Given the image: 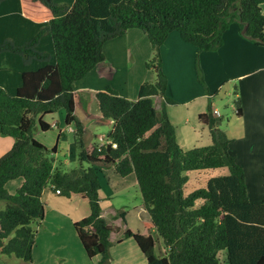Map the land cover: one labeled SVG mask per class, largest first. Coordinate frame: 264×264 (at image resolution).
Here are the masks:
<instances>
[{
	"label": "trees",
	"instance_id": "16d2710c",
	"mask_svg": "<svg viewBox=\"0 0 264 264\" xmlns=\"http://www.w3.org/2000/svg\"><path fill=\"white\" fill-rule=\"evenodd\" d=\"M262 4L264 0H0V11L18 9L9 19V25L18 26L0 33V50L14 60L17 74L13 90L0 85V134L13 138L0 157V200L5 202L0 254L31 263L34 227L45 216L42 193L50 187L88 203L89 214L75 221L74 229L87 256L98 257L95 264H111L113 227L101 215L100 190L102 167L113 166L121 177L134 174L149 214L142 222L146 233L129 228L123 233L135 241L147 264H264V175L262 198L251 200L244 169L229 152L232 140L217 125L210 101L199 122L208 128L211 142L190 149L179 145L164 109L157 111L153 104L156 95L172 102L165 96L168 78L161 57L171 32L178 31L199 54L221 48L234 21L245 28V37L264 45ZM130 28L141 29L150 42L152 56L145 65L155 79L139 86L135 100L111 86L96 92L101 118L113 124L106 141L88 149L73 84L105 60L106 41ZM7 37L14 39L5 41ZM235 105L240 114V96ZM59 109L64 124L73 126L79 149L81 165L70 171L55 166L63 132L52 147L35 137L52 128L48 118ZM223 167L227 175L209 177L205 187L184 193L186 172ZM17 178L21 184L9 193L8 183ZM117 213L125 221L126 212ZM150 230L162 239L164 255L155 253Z\"/></svg>",
	"mask_w": 264,
	"mask_h": 264
},
{
	"label": "crops",
	"instance_id": "0c3cea01",
	"mask_svg": "<svg viewBox=\"0 0 264 264\" xmlns=\"http://www.w3.org/2000/svg\"><path fill=\"white\" fill-rule=\"evenodd\" d=\"M3 5L5 6L4 2ZM261 9L264 14V4L261 5ZM16 10L18 9L8 8L0 11V33L2 29L18 26V24L9 25V19L18 14ZM15 19L18 20V17ZM241 32L235 22L230 23L223 34V46L217 51L199 54L197 47L183 41L179 32H171L161 46V57L162 68L168 78L165 96L172 102H165L164 97L156 95L153 97V104L157 111L164 109L175 127L179 145L183 149H190L209 145L211 142L208 128L199 122V114L206 111L208 101H210L217 125L222 127L232 140L229 144V152L244 169L249 198L259 200L263 195L261 182L264 175V45L253 43ZM13 39V37H7L4 40L13 41ZM103 50L105 60L73 84L75 112L83 122L85 131L88 130L89 125L95 123L105 121L110 129L113 124L108 119L101 118L95 96L97 91L111 86L121 96L135 100L139 86L145 81L155 79L153 72L145 65L152 56V49L146 34L141 29L130 28L122 36L106 41ZM6 54L0 50V85L13 90L17 84V74L13 69V63L11 64L14 60ZM197 54L205 77L211 74L213 68L220 65L223 55H228L229 64L233 67L241 64V70L230 75V78L239 81L237 95L240 96V114L235 109L233 116L227 120L226 127L220 120L222 115L214 106L216 95L209 91L207 93L195 80L193 63ZM61 118L62 124L58 130L63 132V136L58 143L59 153L66 150V144L63 142L66 132H73L72 125L64 124V113ZM50 123L51 129L58 126V122L54 120ZM45 132L47 131L39 130L35 133V137L42 143H44L41 140L42 134ZM98 138L101 142L93 143L101 144L106 141V135H98ZM7 141H9L7 142L8 148H11L13 138ZM102 171L105 174V168L102 167ZM122 181L124 182L120 183L127 187H123L125 192L122 198L119 197L120 194L118 195L119 203L115 205L114 212L116 213L119 209L126 212L125 221L123 220L125 224L124 228L120 229V225H115L112 220L113 225L109 223L113 227L109 237L112 243L110 261L111 264H147L135 241L132 238H124L123 233L126 228L131 229L126 223L129 210L138 213L140 223L136 230L131 229L133 232H147L142 222L149 220V214L143 207L134 174L122 177ZM20 184L18 183L16 187ZM131 184L133 191L128 190ZM42 199L45 202V216L39 226L40 230L36 232L31 263L35 264V249L39 246V249H43L45 256L42 258L43 261L40 260L42 262L40 264H95L98 257L89 258L87 256L74 229V222L89 214L88 203L81 196L71 198L60 196L50 187L44 189ZM101 206V215L106 219L103 211L109 207L114 208V205L102 202ZM47 213L52 220V228L44 224ZM149 233L156 239L155 230H150Z\"/></svg>",
	"mask_w": 264,
	"mask_h": 264
},
{
	"label": "rangeland",
	"instance_id": "374dc122",
	"mask_svg": "<svg viewBox=\"0 0 264 264\" xmlns=\"http://www.w3.org/2000/svg\"><path fill=\"white\" fill-rule=\"evenodd\" d=\"M149 70H151L155 76V72L152 69ZM193 70L195 71L194 77L196 82H198L199 85L205 91H209L210 93L216 95L214 99L215 101L214 106L217 107L216 110L218 111V113L222 115V118H220V120H222L223 126L226 127L227 120L230 119L235 113L234 112L236 109L235 101L238 97V95L236 94L238 93V89H239L238 79L235 78L232 79L230 78V75H232V73L235 71H240L241 64L238 65L237 67H233L232 64L231 65L229 64L228 55H223L220 65L213 68L211 70V74L205 77L197 54V56H195L194 59ZM201 77L203 78V81ZM210 87L212 88V90ZM62 115H63V110L59 109L53 114L52 118H48V121L54 120L58 122V126H54L53 129L42 134L43 136L41 140L45 144H47L48 147H52L56 143V139L59 134L58 128L62 124V118H61ZM108 120L110 123H112V120L110 119ZM109 129L110 126L107 123H105V121H103L102 123H95L94 125H89L88 130L85 131V136H84L86 148L90 149L92 147L93 142L95 141L101 142L100 138H98V135L101 134L106 135V132H108ZM93 134H95L96 136H94ZM10 138L11 137L9 136L0 134V157L10 149L7 146V142H9L7 140H10ZM63 142L64 144H66V150L57 153V155L55 156V166L59 167L64 171H70L74 168L80 167L81 163L79 160V149L77 148L75 143L74 133L70 131L66 132L65 139L63 140ZM82 166L87 168L89 166V163L83 162ZM186 174L188 176V180L183 186V191L184 193H189L194 189L205 187L206 181L208 180L209 177L218 176V175H227L228 170L226 167H223V168H217L215 170L213 169L193 170L186 172ZM12 181L14 182L8 183L9 185H7V189L9 193L13 194L15 192V189L17 188L16 185H18V183L19 184L21 183V178L14 179ZM120 182H124V181H122V177L115 172L114 167L113 166L105 167V174L103 175V178H101V183H102L101 203L103 202L104 204V202H107V205H114V208L109 207L105 209L103 211V215L106 217L109 223H111L112 220L115 223V225H120L119 228L123 229L125 222L122 220L121 217L118 216L117 213L120 211V209L117 210L116 213L114 212L116 210L115 205L119 203L117 199L118 195L120 194L119 197H121L124 194L123 192H125L123 187L124 186L127 187V185H124ZM261 185L263 190V179ZM128 187H129L128 189L129 191H133L132 184L129 185ZM4 206H5V202L3 200H0V210L3 209ZM42 221L40 222V224L42 223ZM51 221L52 220L48 214L45 217L44 224L47 227L52 228ZM126 223L128 227L130 226L131 229L136 230L137 226H140V223L138 222V213L134 210H129V216H127L126 218ZM111 225H113V223H111ZM34 229L36 232L37 230H40L39 225L35 226ZM54 247H56L55 244ZM155 253L157 255H163L164 253V245L162 239L158 235H156ZM35 256H36L35 264L42 263L40 262V260L43 261L42 258H44L45 256L43 255V249L41 248L39 249V246L35 249ZM0 264H32V263L24 262L23 260L13 255L6 256L0 254Z\"/></svg>",
	"mask_w": 264,
	"mask_h": 264
},
{
	"label": "built area",
	"instance_id": "2783aa9c",
	"mask_svg": "<svg viewBox=\"0 0 264 264\" xmlns=\"http://www.w3.org/2000/svg\"><path fill=\"white\" fill-rule=\"evenodd\" d=\"M112 145H113V147H116V144L115 143H113Z\"/></svg>",
	"mask_w": 264,
	"mask_h": 264
},
{
	"label": "water",
	"instance_id": "95a60500",
	"mask_svg": "<svg viewBox=\"0 0 264 264\" xmlns=\"http://www.w3.org/2000/svg\"><path fill=\"white\" fill-rule=\"evenodd\" d=\"M245 28L242 30V32H244Z\"/></svg>",
	"mask_w": 264,
	"mask_h": 264
}]
</instances>
